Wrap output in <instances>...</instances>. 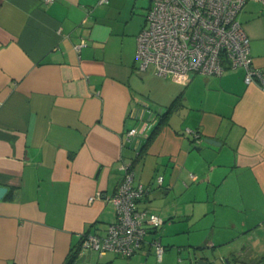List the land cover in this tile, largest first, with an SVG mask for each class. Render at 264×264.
Here are the masks:
<instances>
[{
  "label": "crops",
  "instance_id": "obj_1",
  "mask_svg": "<svg viewBox=\"0 0 264 264\" xmlns=\"http://www.w3.org/2000/svg\"><path fill=\"white\" fill-rule=\"evenodd\" d=\"M130 13L122 0H0V264L76 250L73 264H264V87L242 69L184 84L137 72L144 25ZM238 19L264 74V5L247 0ZM125 164L162 225L130 257L80 251L114 220Z\"/></svg>",
  "mask_w": 264,
  "mask_h": 264
},
{
  "label": "built area",
  "instance_id": "obj_2",
  "mask_svg": "<svg viewBox=\"0 0 264 264\" xmlns=\"http://www.w3.org/2000/svg\"><path fill=\"white\" fill-rule=\"evenodd\" d=\"M149 1L146 23L136 38L137 72H151L184 84L193 74L220 75L225 69H242L246 83L257 82L264 87V74L252 63L249 38L238 19L247 0ZM254 1L264 5V0ZM148 123L151 125L154 120ZM148 123L141 125L142 128L128 129L127 139L144 130ZM187 131L195 140L200 139L198 132ZM123 170L109 198L114 207V220L103 235L82 234L80 251L91 249L99 254L113 252L130 257L148 231L162 225L163 219L158 214L140 206L139 199L146 189L140 183H133L130 164H125ZM161 180L162 176H158L157 181ZM151 242L160 258L163 246L158 239Z\"/></svg>",
  "mask_w": 264,
  "mask_h": 264
},
{
  "label": "rangeland",
  "instance_id": "obj_3",
  "mask_svg": "<svg viewBox=\"0 0 264 264\" xmlns=\"http://www.w3.org/2000/svg\"><path fill=\"white\" fill-rule=\"evenodd\" d=\"M130 2L133 5H129ZM129 6V8H128ZM150 6L149 0H122V17H127V11H131L129 20L131 27H142L146 23V15Z\"/></svg>",
  "mask_w": 264,
  "mask_h": 264
},
{
  "label": "water",
  "instance_id": "obj_4",
  "mask_svg": "<svg viewBox=\"0 0 264 264\" xmlns=\"http://www.w3.org/2000/svg\"><path fill=\"white\" fill-rule=\"evenodd\" d=\"M205 141L207 142V143H209V144H214V145H219L220 144V142H218L217 140H215V139H212V138H206L205 139ZM4 187H1L0 186V194L2 193V192H4ZM197 264H209L207 261H205V260H203V259H199L198 261H197Z\"/></svg>",
  "mask_w": 264,
  "mask_h": 264
},
{
  "label": "trees",
  "instance_id": "obj_5",
  "mask_svg": "<svg viewBox=\"0 0 264 264\" xmlns=\"http://www.w3.org/2000/svg\"><path fill=\"white\" fill-rule=\"evenodd\" d=\"M151 230H152V229H151ZM153 230H154V229H153ZM156 230H157V229H156ZM148 232H150V230H149ZM86 233H88V232H86ZM83 234H85V233H83ZM77 254H78V250L72 252V253L68 256V258L65 260V262H64L63 264H73L75 258L77 257Z\"/></svg>",
  "mask_w": 264,
  "mask_h": 264
}]
</instances>
